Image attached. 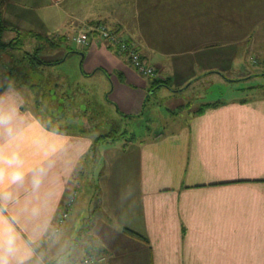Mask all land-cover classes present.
I'll return each mask as SVG.
<instances>
[{
    "label": "crops",
    "instance_id": "1",
    "mask_svg": "<svg viewBox=\"0 0 264 264\" xmlns=\"http://www.w3.org/2000/svg\"><path fill=\"white\" fill-rule=\"evenodd\" d=\"M95 1L0 0V24L56 39L70 26L78 28L76 36L98 21L119 29L160 76H142L97 36L80 49L78 79L106 78L105 100L120 116L140 118L149 95L158 91L166 99L183 100L180 85L222 65L232 75L242 73L238 66L245 64L249 49L264 54V16L247 17L264 14V0H120L118 8L103 0L107 10L93 11ZM155 6L166 9L165 48L150 44L142 32L145 18L155 20ZM239 10L248 13L241 16ZM212 21L217 28L208 34L218 38L208 40L195 22ZM195 69L201 73L194 77ZM26 97L13 87L0 90V256L9 264H44L45 257L69 264L86 256L88 264H264V94L195 104L188 99L179 105L185 108L181 119L174 116L166 132L139 140L122 137L101 149L107 164L93 215L90 194L85 203L78 199L92 172L93 134L68 132L66 123L53 126L40 107L34 110L41 118L35 117L23 104ZM15 173L20 178L13 181ZM73 189L78 197L72 212L81 210L73 231L68 234L72 224L66 220L55 231ZM83 224L89 228L85 242L77 233ZM68 235L74 237L69 248L75 252L69 261L61 256Z\"/></svg>",
    "mask_w": 264,
    "mask_h": 264
},
{
    "label": "rangeland",
    "instance_id": "2",
    "mask_svg": "<svg viewBox=\"0 0 264 264\" xmlns=\"http://www.w3.org/2000/svg\"><path fill=\"white\" fill-rule=\"evenodd\" d=\"M80 1L82 3H86L89 0ZM119 1L120 0H113L111 7L118 8ZM260 1L261 0H259V2ZM72 3L68 5H71ZM78 4L79 3H74V6ZM102 4L103 0H96L94 6L92 7L93 11L101 9L103 10L104 5ZM86 9H84V11L81 13H86ZM104 9L107 10L106 7ZM77 11L80 13L78 8ZM124 11L121 12L123 17H128L129 12L126 11L125 13ZM165 13L166 9H164V7L155 6V20L150 23L149 19L145 18L144 23L146 24V27L142 31L147 40H149L150 44L155 46L157 45L158 47L162 48L166 47ZM238 13L241 16H245V14L248 12L245 10H239ZM249 14H255L259 20L263 19L264 16L263 12L259 11H254L253 13L249 12L247 17ZM195 24H197V27H203L205 31V36H203V38L208 40L212 39L213 37H216V39L218 38V36L211 37L208 34V30L212 28L214 29L213 26L215 25L213 21L208 23L195 22ZM8 28L11 27L0 25V39L6 43L5 46L0 47V90L5 89L6 87H13L15 90L20 92L23 97L24 95L27 96L26 98L28 99H25L23 103L25 107L31 109L33 113H35V117L40 115L38 113L39 111L36 112L34 109L40 107V111L43 112L42 116L47 120L51 119L50 123L53 126H57L59 124L63 126L66 123L68 124L69 128L64 129H66L68 132H74L75 130L82 129L92 133L94 136L93 148L88 153V155L92 157V162L91 160L88 161V167L89 169H92V172L91 175L89 172L87 173L85 191L81 193L79 196L80 198H78L80 201L85 203L88 200L86 197L87 193L90 194V204L92 205L91 209L93 208V212L91 213L92 215L94 214V211H96L97 206L100 205V200L102 199L101 184L103 183L102 180L104 178L102 175L103 173L105 174V165L107 164V159L105 158L106 154H102L103 152H101V149L103 151L105 148H107V146L116 144V142L120 141V138L122 137L139 140L143 137L153 136L157 132H166L167 127L172 121L175 120L173 118L177 116V121L181 119L179 116L182 114L185 108L180 110L181 108L179 105L184 104L188 99L192 101V104H195L199 101L204 102L218 98L221 100H230L232 98L247 99L253 96L264 94V68L260 64V62H264V54H259V51H257L255 48H252L244 54V60H246L247 63L246 61L245 64L241 62L240 64H242V66H238L242 73L232 75V73L235 72L231 73L230 67L226 68L224 65H222V67H217L215 71L212 70L209 75H206V77L203 75L188 86H186L187 83L180 85V93L184 97L183 100L179 98L176 100L166 99L159 91L152 93L149 95L145 113L140 116V118L131 119L128 116H120L119 114L117 115L115 104L105 100L104 92L109 87V82L106 78H104L106 82H103L102 75H100L102 78L100 76H96L95 78L91 79V81L88 80V82L87 80L81 81L78 79L81 77L79 61L81 59V53L83 52L80 50L83 46L77 44L73 40V35L76 34L75 32L78 30V28L73 26L67 28L65 31L66 35L63 36L66 43L64 44L63 41V43H61L62 45L58 44L57 46L55 43V36H53L54 38H51L54 40L55 46H49L45 40H37L38 42H41L40 46H42L37 52L38 57L41 59L54 60L56 58L62 57L68 48L72 50L62 63L41 68H39V65L35 66V64L30 63L27 59L20 60L22 50H34V45L38 43L36 42V39L32 36L26 35L24 37L22 36L23 38H20L22 40L18 38L13 40L14 37H17V33ZM222 30L226 33L228 31L227 29L223 28ZM224 37L225 36H222V38ZM13 44L20 45L21 48H14L12 46ZM248 47L249 46H247V48ZM138 48L142 53L143 51L141 47ZM261 49L262 47L260 46V50ZM34 70H37V73L31 72ZM199 70L200 69L193 70L196 72L194 77L201 73L198 72ZM221 72L223 75L221 74V76H219L218 74ZM23 74V77L20 76ZM183 76L185 75L181 74L176 77ZM212 79H216V81H212ZM40 83L46 88L48 86L50 90L46 91L44 87L38 85ZM171 84L175 87L179 86L177 85L176 81H172ZM42 90L47 92L45 98L41 96ZM40 96L41 100H39ZM77 108L83 111H77ZM59 118H61V120ZM76 119H78L79 123L75 121ZM86 123L88 126L85 125ZM46 124L49 125V122L46 121ZM105 134H109L106 139L102 138V136ZM97 136H100V139L102 140H106L105 142H110V144L107 145V143H104V141L101 142ZM80 165H84V162ZM79 185V181L74 184V186H76L78 189V193L80 192ZM77 197L78 196H76V198L73 200L69 216L65 219L66 222L72 224L71 228L68 229V234L73 231L72 227L81 211L77 209L76 215H74L72 212L73 208L76 206L75 203ZM78 205L80 206L82 204L77 202V206ZM63 225H61V227ZM88 231V224H83L81 228L77 230V233H81L80 240L82 242L88 240L87 237L83 236V234L87 233ZM53 232L55 231L53 230ZM62 232L63 229L61 230L60 234ZM75 240L77 239L75 238ZM73 243L74 237L68 235L64 244L62 245L64 251L61 253V256H63L65 260H68L70 256H74L75 254V252L69 248V246H72ZM82 259L83 258L77 260ZM36 261L37 264H41V261ZM48 263V257L47 260L45 257L44 264ZM49 264L53 263L50 262Z\"/></svg>",
    "mask_w": 264,
    "mask_h": 264
},
{
    "label": "built area",
    "instance_id": "3",
    "mask_svg": "<svg viewBox=\"0 0 264 264\" xmlns=\"http://www.w3.org/2000/svg\"><path fill=\"white\" fill-rule=\"evenodd\" d=\"M98 36L107 45H110L116 50L120 55H124L132 65V67L142 76L149 78H157L160 76V71L147 61V59L139 51L138 47L133 41L127 37L112 31L107 26L103 24H98L96 26L87 28L84 31H80L75 37L74 41L84 46H88L93 39ZM261 66L264 68V62H260ZM77 195V190L73 189L68 196V199L64 203L56 221L54 227L55 231H58L59 226L65 221L69 216L70 210L72 208L71 204ZM91 259L89 256L83 258L81 261L73 259L69 264H79V263H90Z\"/></svg>",
    "mask_w": 264,
    "mask_h": 264
},
{
    "label": "trees",
    "instance_id": "4",
    "mask_svg": "<svg viewBox=\"0 0 264 264\" xmlns=\"http://www.w3.org/2000/svg\"><path fill=\"white\" fill-rule=\"evenodd\" d=\"M100 23H102L101 21H98V22H96V23H92V24H95V25H93V26H96V25H98V24H100ZM1 25V24H0ZM8 29H12V30H15V32L17 33V37H14L13 38V40H16V38H18V39H20V38H23L24 36H26L27 34L29 35V36H32V37H34L35 39H36V42H38L37 40H45V42L46 43H48V45L49 46H55L54 45V40L53 39H51L52 37H48L47 35H42V34H37V33H32V32H30V33H26V32H21V31H19V30H17V29H15V28H8ZM109 29H111L112 31H115L116 33H119L120 31H119V29H117V28H109ZM120 34V33H119ZM1 35V34H0ZM122 35V34H121ZM23 36V37H22ZM54 38V37H53ZM64 39L65 38H63V37H59V38H57L56 39V41H55V43L57 44V46H58V44H61V43H63V41H64ZM20 40H22V39H20ZM131 40V39H130ZM8 43V42H7ZM9 44V43H8ZM40 44H41V42H38L37 44H35L34 45V50L33 51H27V50H22V53H21V59L20 60H22V59H24V60H28L30 63H32V64H35V66H38L39 65V68H41V67H46V66H51V65H54V64H57V63H59L61 60H63L64 59V57H67V54H69L72 50L71 49H67L66 50V53H64L63 55H62V57H60V58H56V59H54V60H45V59H41V58H39L38 57V55H37V52L41 49V47L42 46H40ZM6 45V43L4 42V41H2L1 39H0V47L1 46H5ZM14 48H17V49H20L21 48V46L20 45H16V44H13L12 45ZM110 48H112L110 45H108ZM114 51H116L114 48H112ZM38 70V69H37ZM37 70H34V71H31V72H34V73H37L36 71ZM18 74V73H17ZM20 76H24V74L23 75H20ZM24 79H25V77H24ZM26 80V79H25ZM28 81V80H27ZM24 83V82H23ZM27 83V82H26ZM39 83V82H38ZM153 84H155V85H160V84H162V80H159V79H153ZM17 85H19V84H17ZM33 85V84H32ZM39 86H41V87H44V89L46 90V91H49L50 89H49V87L47 86V88L43 85L42 86V84L40 83V84H38ZM41 91V96L42 97H46V95H47V92L46 91ZM41 96H40V99L39 100H41ZM218 101H216V102H214L213 104H216ZM200 108H202V107H200ZM109 136V134H105L104 136H102V138H104V139H106V137H108ZM97 138L98 139H100V136H97ZM96 138V139H97ZM126 231L128 232V233H130V234H133V235H135V236H140L139 234H137V233H135V232H133V231H131V230H127L126 229Z\"/></svg>",
    "mask_w": 264,
    "mask_h": 264
},
{
    "label": "clouds",
    "instance_id": "5",
    "mask_svg": "<svg viewBox=\"0 0 264 264\" xmlns=\"http://www.w3.org/2000/svg\"><path fill=\"white\" fill-rule=\"evenodd\" d=\"M19 178H20L19 173L13 174V177H12L13 181L18 180ZM2 181H3V176L0 175V182ZM0 264H9V261L5 257L0 256Z\"/></svg>",
    "mask_w": 264,
    "mask_h": 264
}]
</instances>
